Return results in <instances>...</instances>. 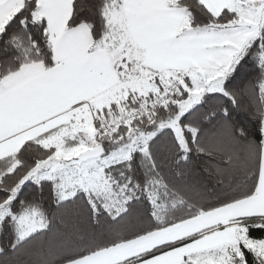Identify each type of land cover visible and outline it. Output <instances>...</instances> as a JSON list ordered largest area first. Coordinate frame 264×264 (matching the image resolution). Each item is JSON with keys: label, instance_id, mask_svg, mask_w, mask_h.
Masks as SVG:
<instances>
[{"label": "snow or ice", "instance_id": "1", "mask_svg": "<svg viewBox=\"0 0 264 264\" xmlns=\"http://www.w3.org/2000/svg\"><path fill=\"white\" fill-rule=\"evenodd\" d=\"M0 264H264V0H0Z\"/></svg>", "mask_w": 264, "mask_h": 264}]
</instances>
